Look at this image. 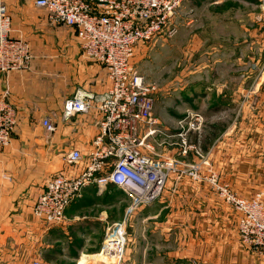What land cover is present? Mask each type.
<instances>
[{
  "label": "crops",
  "instance_id": "0c3cea01",
  "mask_svg": "<svg viewBox=\"0 0 264 264\" xmlns=\"http://www.w3.org/2000/svg\"><path fill=\"white\" fill-rule=\"evenodd\" d=\"M4 1L12 35L30 43L31 58L21 71L0 73V93L8 91L17 115L11 144L0 149V264H29L34 259L45 264H99L92 258L105 230L122 220L127 208H112L127 203L123 192L113 185L103 192L89 185L68 205L63 222L49 227L34 218L32 205L49 178L41 119L51 115L60 120L53 135L60 152L72 145L87 151L97 133L94 117L78 116L61 124L62 105L79 89L101 93L105 74L83 57L71 28L49 25L45 13L25 0ZM237 41H193L190 61L177 64L175 77L183 87L179 91L169 88L175 77L167 72L168 64L163 66L167 55L162 46L149 55L155 57L157 50L158 70L150 63L142 64V72L148 81L159 75L162 90L167 88L165 95L158 94L154 109L160 126L174 132L185 112L201 114L203 127L190 139L211 153L213 166L232 189L250 194L264 184V36ZM174 43L176 61H182L187 57L178 50L183 42ZM157 150L174 152L170 146ZM130 219L120 264L244 263V249L236 241L237 216L205 184L170 180L160 200L139 207Z\"/></svg>",
  "mask_w": 264,
  "mask_h": 264
},
{
  "label": "built area",
  "instance_id": "2783aa9c",
  "mask_svg": "<svg viewBox=\"0 0 264 264\" xmlns=\"http://www.w3.org/2000/svg\"><path fill=\"white\" fill-rule=\"evenodd\" d=\"M25 1L42 10L49 25L71 28L83 57L97 64L106 78L101 93L79 89L64 100L61 120L69 122L91 115L97 133L87 151L72 147L62 153L64 168L45 182L32 205L34 218L48 227L58 225L63 222L68 205L81 198L89 185L100 192L108 185L117 187L127 198L128 206L122 220L107 226L92 261L120 264L133 212L160 200L170 180L178 184L187 178L207 185L234 211L242 248L256 257V264H264V192L242 198L221 180V174L210 166L209 152H201L190 139L203 127L205 119L201 114L187 111L178 119L174 132L164 130L153 114L157 86L146 82L131 65L138 47L149 45L160 36L176 35L174 20L184 0ZM260 4L264 7V0ZM12 33L10 12L5 1L0 0L3 74L25 69L31 58L30 43ZM8 95L7 90L0 93V149L11 144V134L17 126L16 110L8 102ZM40 124L48 134L57 129L49 117L42 118ZM169 146L172 154L157 150ZM29 264L45 263L34 259ZM174 264L199 263L190 260Z\"/></svg>",
  "mask_w": 264,
  "mask_h": 264
},
{
  "label": "rangeland",
  "instance_id": "374dc122",
  "mask_svg": "<svg viewBox=\"0 0 264 264\" xmlns=\"http://www.w3.org/2000/svg\"><path fill=\"white\" fill-rule=\"evenodd\" d=\"M248 1L250 0H244V1L241 0L238 2H234V1L231 2L230 0H213L212 2H206V1L203 2L202 0H184L181 3V8L177 11L178 15L177 17H175L174 20L175 23L177 24L176 35L171 38L160 36L154 39V41L150 42L149 45L138 47V49L135 50L134 58L131 61L132 67L137 72L142 73V75L145 77V80L147 82L148 80L146 79V76L142 72L143 70L142 64L150 65L151 63L154 65L155 67L154 69L158 70L161 63H159L158 61L157 50L154 51L155 57L149 55L150 52H152V50L157 49L158 46H162L160 48L165 49L163 55L165 56L167 55V57L165 58V62H163V66L165 67L168 64L167 68L169 67L170 68L168 70L166 69L167 72L172 74L171 76L175 77L178 72L176 70L177 64H179L180 65L179 67H181L186 60L190 61V55H191L190 45L192 44L193 41L235 38L236 41L238 39L240 40L242 39L243 41L247 42V40H249L250 37H263L264 7L261 6L260 0L259 1L251 0L252 3ZM174 42H183L182 48L178 47V50L183 53L182 54L183 56H187V57H183L182 61L181 59L180 61H176L177 55L174 54V48H173L176 44ZM170 47H171V51L169 50ZM190 70L191 69H189V71ZM148 74L151 75V73ZM152 76L154 79H151L150 81H148V83L155 84L157 86V91H158L157 94L155 95V101L153 103L154 104L153 114L155 116L154 109L155 106L158 105V100H159L158 94L160 93V95H165V93H167V88H166L167 84L163 85V87L165 86L164 88H166L165 91L162 90L159 84L162 78L158 79L160 77L159 75L158 76L152 75ZM168 84L170 90L175 89L179 91L181 90V88H183L182 81L178 82L176 80V77L171 79ZM46 117L51 118L52 122L56 124V126H58L59 123L58 121L60 120L55 119V117L51 115H46L43 118ZM63 122L64 121L60 123L62 124ZM42 135H43V140L45 142L44 143L45 151H47L46 157L48 161H47L46 173L48 175L47 177H49L47 180H49L51 177L56 175L57 171H59L60 169V166L63 165L62 164L63 156H61L63 152H60L61 149L60 148L58 149L57 146L55 147L56 141L53 136L54 133L48 134L44 130V134ZM72 147L75 146L72 145ZM201 152L208 153L206 151H201ZM209 161L211 163L210 166L212 168H215L212 164L210 152H209ZM219 173L221 174V172ZM221 180L224 181V183L227 184L228 188L231 189L233 192L236 191L232 189L230 183L225 181L222 174H221ZM208 189L210 192H212V190H210L209 187ZM260 192H264V184L261 186H257L256 188H253L250 194H242L239 192L237 193L240 195V197L245 198L248 196H252V194L254 193H260ZM213 195L216 197L217 200H219L214 193ZM127 206L128 203H122V204H115L112 208H122ZM236 235H237L236 241L241 246L239 242L238 232H236ZM244 253H245V257L243 260L244 262L243 264H256L255 261L256 257L248 253L245 249H244Z\"/></svg>",
  "mask_w": 264,
  "mask_h": 264
},
{
  "label": "bare ground",
  "instance_id": "6f19581e",
  "mask_svg": "<svg viewBox=\"0 0 264 264\" xmlns=\"http://www.w3.org/2000/svg\"><path fill=\"white\" fill-rule=\"evenodd\" d=\"M98 256V255H97ZM94 260V257L92 258Z\"/></svg>",
  "mask_w": 264,
  "mask_h": 264
}]
</instances>
